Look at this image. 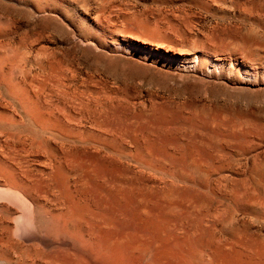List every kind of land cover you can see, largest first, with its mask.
<instances>
[{
  "label": "rangeland",
  "instance_id": "rangeland-1",
  "mask_svg": "<svg viewBox=\"0 0 264 264\" xmlns=\"http://www.w3.org/2000/svg\"><path fill=\"white\" fill-rule=\"evenodd\" d=\"M42 260L264 264V0H0V264Z\"/></svg>",
  "mask_w": 264,
  "mask_h": 264
},
{
  "label": "bare ground",
  "instance_id": "bare-ground-1",
  "mask_svg": "<svg viewBox=\"0 0 264 264\" xmlns=\"http://www.w3.org/2000/svg\"><path fill=\"white\" fill-rule=\"evenodd\" d=\"M120 47L122 48L123 46H120ZM169 62H170V63H173V64H176L177 66L179 65V63H178L176 60H175V61H171V60H170ZM214 69H215V68H214ZM205 209H206V208H205ZM206 212H207V211H206ZM29 250H30V249H29ZM29 250L27 251V253H29ZM31 250H32V249H31ZM31 250H30V251H31ZM20 251H21V252H24L23 250H20ZM21 252H20V253H21ZM31 253H32V252H31ZM34 253H36V252H34ZM22 254H24V253H22ZM29 254H30V253H29ZM20 255H21V254H20ZM30 255H31V254H30ZM38 255H39V254H38ZM38 255H37V256H38ZM18 256H19V255H18ZM18 256H17V257H18ZM19 257H20V256H19ZM40 257H41V256H39L38 258L40 259ZM42 257H43V256H42ZM42 257H41V258H42ZM29 258L31 259L32 256L29 257ZM33 258H35V257H33ZM33 258H32V259H33ZM35 259H37V257H36ZM44 259H45V258H44ZM25 261H27V260H24V262H25ZM28 261H29V260H28ZM37 261H38V260H36L35 262H37ZM17 262H18V259H17ZM42 262H43V260H42ZM37 263H38V262H37ZM43 263L45 264V262H43ZM27 264H29V263H27ZM30 264H31V263H30ZM41 264H42V263H41ZM47 264H48V263H47ZM49 264H50V263H49ZM51 264H52V263H51Z\"/></svg>",
  "mask_w": 264,
  "mask_h": 264
}]
</instances>
